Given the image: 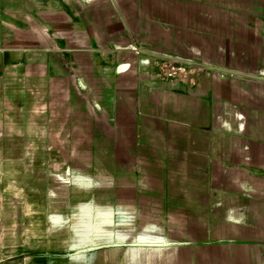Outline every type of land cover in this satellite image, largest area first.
<instances>
[{
	"label": "crops",
	"instance_id": "1",
	"mask_svg": "<svg viewBox=\"0 0 264 264\" xmlns=\"http://www.w3.org/2000/svg\"><path fill=\"white\" fill-rule=\"evenodd\" d=\"M5 198L58 264H264V0H0Z\"/></svg>",
	"mask_w": 264,
	"mask_h": 264
},
{
	"label": "rangeland",
	"instance_id": "2",
	"mask_svg": "<svg viewBox=\"0 0 264 264\" xmlns=\"http://www.w3.org/2000/svg\"><path fill=\"white\" fill-rule=\"evenodd\" d=\"M19 203L24 208L20 215L12 212L16 200L0 199V264H58L53 259L63 249L56 241L58 235L51 244L44 242L43 230H28L34 222L33 214H29V200L21 199ZM42 219L40 215L37 221Z\"/></svg>",
	"mask_w": 264,
	"mask_h": 264
},
{
	"label": "built area",
	"instance_id": "3",
	"mask_svg": "<svg viewBox=\"0 0 264 264\" xmlns=\"http://www.w3.org/2000/svg\"><path fill=\"white\" fill-rule=\"evenodd\" d=\"M208 66L199 65L189 60H181L166 55L157 56L158 72L164 79L185 80L189 83L197 84V72Z\"/></svg>",
	"mask_w": 264,
	"mask_h": 264
}]
</instances>
